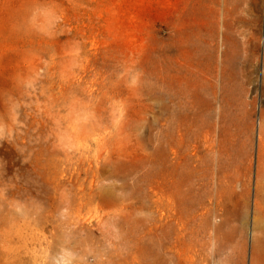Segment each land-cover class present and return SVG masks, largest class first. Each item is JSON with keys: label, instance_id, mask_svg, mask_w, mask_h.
<instances>
[{"label": "rangeland", "instance_id": "374dc122", "mask_svg": "<svg viewBox=\"0 0 264 264\" xmlns=\"http://www.w3.org/2000/svg\"><path fill=\"white\" fill-rule=\"evenodd\" d=\"M0 264H264V0H0Z\"/></svg>", "mask_w": 264, "mask_h": 264}, {"label": "bare ground", "instance_id": "6f19581e", "mask_svg": "<svg viewBox=\"0 0 264 264\" xmlns=\"http://www.w3.org/2000/svg\"><path fill=\"white\" fill-rule=\"evenodd\" d=\"M245 2L249 4L251 2V0H245ZM235 21H237V20H235Z\"/></svg>", "mask_w": 264, "mask_h": 264}]
</instances>
